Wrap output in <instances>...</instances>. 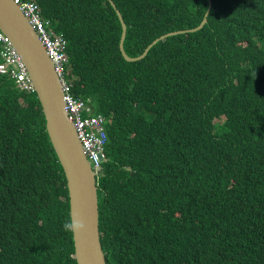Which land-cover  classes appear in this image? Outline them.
<instances>
[{
  "label": "trees",
  "instance_id": "trees-1",
  "mask_svg": "<svg viewBox=\"0 0 264 264\" xmlns=\"http://www.w3.org/2000/svg\"><path fill=\"white\" fill-rule=\"evenodd\" d=\"M89 113L106 264H264V0H30ZM124 23V58L117 46ZM204 20L198 23L202 14ZM33 90L0 72V264H75Z\"/></svg>",
  "mask_w": 264,
  "mask_h": 264
},
{
  "label": "water",
  "instance_id": "water-1",
  "mask_svg": "<svg viewBox=\"0 0 264 264\" xmlns=\"http://www.w3.org/2000/svg\"><path fill=\"white\" fill-rule=\"evenodd\" d=\"M120 23L117 46L126 59L137 58L157 37L176 29L167 30L153 37L143 49L128 55L122 47L124 23L112 4ZM204 13L196 27L204 20ZM0 31L10 40L25 65L32 90L44 118V129L61 167L67 195L72 254L75 264H106L100 247L97 230V206L94 171L77 139L74 127L67 118L62 102L57 74L44 46L15 0H0Z\"/></svg>",
  "mask_w": 264,
  "mask_h": 264
},
{
  "label": "built area",
  "instance_id": "built-area-1",
  "mask_svg": "<svg viewBox=\"0 0 264 264\" xmlns=\"http://www.w3.org/2000/svg\"><path fill=\"white\" fill-rule=\"evenodd\" d=\"M15 1L33 27L52 62L59 81L66 116L74 127L84 154L88 161L92 163V168L96 170L102 158V147L105 138L103 116L100 113H89V104L85 98L72 93L70 81L66 77L63 68L65 53L62 50L63 40L61 36L59 34L49 35L46 19L34 2L30 0ZM0 72L8 74L17 87L32 90L25 65L2 31H0Z\"/></svg>",
  "mask_w": 264,
  "mask_h": 264
},
{
  "label": "clouds",
  "instance_id": "clouds-1",
  "mask_svg": "<svg viewBox=\"0 0 264 264\" xmlns=\"http://www.w3.org/2000/svg\"><path fill=\"white\" fill-rule=\"evenodd\" d=\"M78 139V138H77ZM79 141V140H78ZM80 143V142H79ZM103 148V147H102ZM83 150V149H82ZM86 156V155H85ZM102 157H103V155H102ZM87 158V157H86ZM102 159V158H101ZM88 160V159H87ZM89 162V165H90V167L92 168V163L90 162V161H88ZM100 163V162H99ZM93 169V168H92ZM93 171H94V173H95V170L93 169ZM65 227V229H68L69 227H74V228H76V229H79L80 227H82V225L80 224V223H75V224H73V225H65L64 226Z\"/></svg>",
  "mask_w": 264,
  "mask_h": 264
},
{
  "label": "rangeland",
  "instance_id": "rangeland-1",
  "mask_svg": "<svg viewBox=\"0 0 264 264\" xmlns=\"http://www.w3.org/2000/svg\"><path fill=\"white\" fill-rule=\"evenodd\" d=\"M40 9V8H39Z\"/></svg>",
  "mask_w": 264,
  "mask_h": 264
}]
</instances>
